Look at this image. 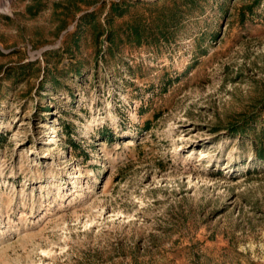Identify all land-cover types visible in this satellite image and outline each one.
I'll return each mask as SVG.
<instances>
[{"label":"rangeland","instance_id":"obj_1","mask_svg":"<svg viewBox=\"0 0 264 264\" xmlns=\"http://www.w3.org/2000/svg\"><path fill=\"white\" fill-rule=\"evenodd\" d=\"M262 136L264 0H0V264H264Z\"/></svg>","mask_w":264,"mask_h":264},{"label":"trees","instance_id":"obj_2","mask_svg":"<svg viewBox=\"0 0 264 264\" xmlns=\"http://www.w3.org/2000/svg\"><path fill=\"white\" fill-rule=\"evenodd\" d=\"M123 10H124L123 7H121L118 4L112 5V9L110 11L109 18L107 19V23L108 24L110 23V17L112 16L111 13L117 12L119 14V13H122ZM85 16L87 17V15H83L80 21L84 23L88 22V21H85L86 20ZM106 40L108 42V46H109L108 48H111V46L113 45V38H112L110 31L107 32ZM255 154L258 159L264 160V137L263 136L258 137V141L255 143Z\"/></svg>","mask_w":264,"mask_h":264}]
</instances>
